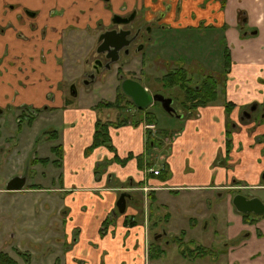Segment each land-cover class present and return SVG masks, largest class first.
<instances>
[{
  "label": "crops",
  "instance_id": "obj_1",
  "mask_svg": "<svg viewBox=\"0 0 264 264\" xmlns=\"http://www.w3.org/2000/svg\"><path fill=\"white\" fill-rule=\"evenodd\" d=\"M166 3L180 5L176 23L180 27L205 21L222 30L230 49V66L226 70V85L219 100L214 105L200 107L199 115L187 119L183 131L174 137L171 153L165 157L172 177L163 180L148 176L150 170L138 167L137 156L143 154L147 158L146 126L143 122L111 126L110 135L116 151L100 146L85 156V148L93 141L99 110L103 118H113H109V109L95 108L100 100L74 106L62 86L74 78L75 63L82 60L87 63L92 57H89L87 47V55L83 59L80 56L75 59L74 45H69V39L79 40L87 34L92 36L89 32H94L99 21L109 22L111 15L123 8L145 6L152 13ZM57 6H60L58 10L55 9ZM10 9H15V12L10 13ZM238 13L240 21L244 22L242 26L239 25ZM0 21V115H3L4 108L26 106L38 112L31 116L33 120L29 126L39 123L44 114L59 115L64 123L61 131L54 129L63 149L61 159L57 158L62 171L60 186L52 181L53 188L26 189L64 192L58 210H64L65 215L53 221L54 231L51 232L55 238L53 245L58 249L59 264H153L162 257L154 260L148 257L150 232L152 227L159 225L158 222L165 220L169 225L175 218L178 203L174 202L178 198L186 195L198 202L201 197L210 198V192L216 189L219 190L217 195L224 196L233 187L229 179L235 177L234 169L224 166L229 156L228 166L235 167L244 159V154L253 152L248 159H253L255 180L261 171L264 172V162H254L260 154L264 159V0H0ZM145 87L149 90L148 85ZM10 91L9 96L7 93ZM77 95L72 94L74 97ZM114 98L108 100L113 101ZM224 101L233 104L228 116ZM253 105H256V110L250 117L245 116L244 113ZM131 115L139 117L137 112H131ZM259 118L261 121L257 122ZM229 122L233 123L234 131L231 149L227 153ZM157 123V126L171 132L176 130L173 128L175 121L170 120L165 127L160 126L158 120ZM1 137L3 139L4 136ZM116 154L120 158L129 154L134 157L125 165L111 162L97 176L96 165L105 159H113ZM33 159L30 162L36 164ZM162 159L163 153L158 161ZM35 166L37 164L31 167ZM16 176H26L25 188L28 174ZM135 183H142L150 191L145 193ZM192 190L198 192V201L190 194ZM151 191L154 195L148 196ZM124 192L130 193L131 197L127 199L130 201H127L126 211L120 213L117 201ZM134 193L142 196V211L137 201L136 204L131 201L135 199ZM228 197L234 220L230 222L222 243L223 258L218 264H264V214L251 217L247 222L232 203L234 194ZM193 204L191 201L187 207L194 208L197 213L190 219V226L195 230L200 219L205 220L207 216L203 213L205 207L202 204ZM114 211L119 214L102 235L103 222L112 217L110 213ZM186 213L182 212V217ZM160 218L162 220L159 221ZM57 232L62 239L55 235ZM160 233L164 234L166 241V235L172 238L179 236L170 227L161 228ZM217 259L220 260L218 255L210 257L209 264Z\"/></svg>",
  "mask_w": 264,
  "mask_h": 264
},
{
  "label": "rangeland",
  "instance_id": "obj_2",
  "mask_svg": "<svg viewBox=\"0 0 264 264\" xmlns=\"http://www.w3.org/2000/svg\"><path fill=\"white\" fill-rule=\"evenodd\" d=\"M58 7L60 6H57L55 9L58 10ZM9 12H15V9H10ZM79 15H81V13ZM67 17L69 16H66V19H68ZM238 18L239 25H244V22L240 21L241 17L239 13ZM0 24L2 25L1 21ZM242 31H245V29H242ZM89 33L92 34V36L88 34L82 36L81 39H79L82 40L81 42L77 39L68 40L69 45H74L73 52H76L75 59H78L79 56L80 59H83L88 53L87 47L90 53L89 57L92 56L93 53L91 52L94 50V47L96 50L94 43L95 33L92 31ZM166 35L167 39L165 38L164 42L156 39L154 44L151 45L152 53L147 51L145 53V57H142V53L137 55L135 53L134 55L136 58H134L132 62L125 60L123 63L125 64L127 72H123L124 75H137L140 77L139 80L144 86L148 85L153 91L160 89L161 85H158V78L166 72L164 71L166 69H164L162 62L156 64V59L166 48L167 50L171 49L172 51L170 50L163 58H166L171 54H174L176 57L182 59H186L188 55H190L191 58H195L194 64L196 66L192 74H197L199 79H202L210 74L213 75L212 71L216 72L215 74L217 75L222 74L226 69L222 52H224V47L226 49L228 46L225 45L222 30L216 29L215 27H209L204 24V26H201L200 29L171 28L167 30ZM153 36L157 37V33H154ZM169 39L170 41H168ZM149 57H154L156 59L153 58L150 60L148 59ZM91 60L92 57L89 58L90 64ZM75 65L76 67L72 73L74 78L71 79V84L75 83L78 95L75 97L72 96L70 82L65 81L62 86L74 106L85 104L90 101L97 102L99 100L101 101L112 99V97L114 98L115 93L117 92L116 88L120 84V80L116 79L115 74L118 66L117 64L113 65L111 70L109 69L97 74L95 79L88 84L85 83L87 79L84 71L88 69L85 61L82 60L78 64L75 63ZM78 66H82V68ZM193 78L195 79V77ZM1 79L4 80L5 78L2 76ZM11 93L12 91L7 94L10 96ZM181 98L182 94L179 99L174 98V100L176 99V105H178L179 108V100ZM150 109L156 112L158 116L157 120L160 126L165 127L166 123L172 120L176 122L173 128L177 130L180 126H183L184 128V124L187 119L185 121L181 120L177 122V118L168 114L163 109L161 103L157 102L156 106H151L149 107V110ZM2 110H4V113L3 115H0V135L4 137L1 139L2 137L0 136V251L8 252L19 262V264H59V259L57 257L58 249L53 245L55 238L51 235V232L54 231L53 221L58 220V218L64 217L65 215L64 210H58L60 203L64 199V192H50L46 190L39 192V189H26L41 186L53 188L52 181L55 185L60 186L61 183L59 179L62 172L61 167L57 162L53 161L55 160V157L56 159L58 157L61 159L63 151L59 154V152L54 151L51 146L59 145V137H55L52 133L54 129L61 131L64 128L63 120L59 117V115H56L55 117L51 114H44V116L40 118L39 123L34 124V126H29V124H31L29 118L34 114H38V112L36 113L35 111H31V108L26 110L21 107L18 109H10L7 107ZM23 110L24 112H22ZM130 110L131 109L126 108H122L120 110L111 109L109 118H113L114 120H112L115 121L122 119L125 114L133 120H138L139 117L131 115V112L135 113L136 111ZM100 112L101 111L99 110L100 118L108 119L103 118L100 115ZM218 116L220 117L221 114ZM260 121L261 118H259L257 122ZM37 127L41 130L40 133H38ZM171 143L172 141L167 139L166 143L161 145L162 147L164 146L161 149L163 154L169 155L171 153ZM91 153L86 154L84 150L85 156H89ZM252 153L244 154V159L236 164L235 167H232L233 165L230 167V169H234L235 172V177L229 179V182L234 188L227 191L224 196H219V194L217 195L219 190L216 189L210 192V198L201 197L200 201H198V192L192 190L190 194H192L198 202L190 200V198L186 195L178 198L177 202H174V204L178 203V205L176 204L177 208H175L178 210V214L174 212V217L177 219L178 223H176L175 218H172L170 224L167 225L166 221L160 218L159 221H162L158 222L159 225H157V227H152L150 232V241L154 239V235L160 233L161 228L163 227H170L172 230L177 231L176 234H179V237H182V232L185 231L183 238L184 241L182 245L179 246L178 242H175L170 235H166V237L170 240L167 242L168 239L167 241L163 239L164 234L161 233L160 238L162 240V246H164L167 251L160 260L154 261L153 264H209L210 257L214 256L212 255L213 253H217L220 260L217 259L216 262H212L210 264H218V262L222 263V243L229 231L230 222L232 223L234 220H232L233 216L231 212L233 209H230L228 196L230 194L235 195L236 193H242L247 196H260L264 201V172L261 171L258 179L255 180V170L252 168L253 159H248ZM32 158L41 159L37 160V166L35 167H31L32 165H36L30 162ZM42 159H45V161H42ZM160 161L157 160L156 167L162 169L164 164L167 162L169 168L168 174L170 175L169 178H171L172 171L169 162ZM254 162L262 164L264 162L262 155L260 154L258 159H254ZM215 165L217 164L215 163ZM25 173L28 174V180L27 185L23 190L9 191L6 188L10 179L15 177L17 174ZM52 173L54 174L53 177ZM138 189H141L145 193L147 192V189L144 187ZM134 195L135 199L133 198L134 200L131 201L135 202V204L137 201V206L142 211L144 208V204L140 200L142 196L141 194L135 193ZM128 198L129 197H127V199ZM127 199L126 203L127 201H130ZM191 201H193L194 204H202V206L205 207L203 208V213L207 216L205 220L200 219L198 228L195 230H193L190 226V219L195 217L197 213L194 208L187 207V204ZM169 204L171 206L173 205L171 202ZM146 211L149 212L150 209L147 208ZM182 212H187L184 217H182ZM55 235L58 238L61 237V234L58 232ZM73 235L75 236V234ZM197 245H202L210 250L202 256L191 257L189 251L196 248ZM60 248L62 251L63 246L61 244ZM16 249H19L25 254H19ZM181 250H185L188 256L187 259L183 258ZM63 259L64 258H62V260Z\"/></svg>",
  "mask_w": 264,
  "mask_h": 264
},
{
  "label": "trees",
  "instance_id": "obj_3",
  "mask_svg": "<svg viewBox=\"0 0 264 264\" xmlns=\"http://www.w3.org/2000/svg\"><path fill=\"white\" fill-rule=\"evenodd\" d=\"M222 56L224 59L225 68H226L225 71H226L228 70L230 66L229 65L230 64L229 63L230 52L228 48L226 49L224 48V52H222ZM189 76H190L189 71L185 68H181L180 70L176 72L174 71L169 72L168 74H166L165 77L161 78V81L164 87H172L176 91V93L174 91L175 94L172 96L173 99L174 98L179 99L182 94V98L179 100L180 108H181L180 110L181 112L179 113H181L183 116L181 118L176 117L178 121H181V120L185 121L186 119L197 117L199 115L200 107L214 105L219 100V97L221 94L220 92L224 91V88L221 91L219 79L215 77L214 75H208L205 79L201 81L199 87L190 85L191 78ZM155 105L156 104H154L153 106ZM224 105H225V109H226L227 116H228L230 114L231 107H233V104L230 102L224 101ZM23 108H25L26 110L29 109L26 106H24ZM95 108H98V109L105 108L109 110L111 109L120 110L122 108L131 109L132 111H136L140 118L138 120H133L127 116H124L122 119L113 121L109 119H102L99 117L95 124L93 141L91 145H89L85 149L86 154L91 153L94 149L100 146H105L111 149L112 151H116L115 147L113 146L112 138L110 135L111 126H122V125H127V124L139 125L142 122L144 123L145 126L149 124L156 125L154 130L148 127L145 128L146 129L145 146H146L147 158L145 159L143 154L137 156L138 167L141 170H150V169L156 170L157 169L155 168L156 162L158 160V157L162 155L161 149L164 147V146L162 147L161 145L166 143L167 139H169L170 141H173L174 137L183 130V126H180L178 130L176 129L173 132L169 131L166 128H161L157 126L156 124L157 115L152 110H149V108L141 109V110L138 109L133 103V101L127 95L123 93L121 86L118 87L117 93L113 101L101 100L96 104ZM22 112H24V110ZM32 120H33V117H30L29 121L31 122ZM232 126H233V123L229 122L227 126V132H226L227 133V141H226L227 153L231 149V143H232L231 134L234 131ZM53 135L58 136V133L56 131H53ZM52 149L54 151H58L59 154H61L63 150L61 144L52 147ZM166 156L167 154L166 155L163 154L164 159H162L160 162H166V159H165ZM132 157L134 156L132 154H129L125 158H120L116 154L114 158L111 160L105 159L104 161L99 162L95 167V173L97 176L101 175L102 172L105 171V169L111 162H118L122 165H125ZM37 160H41V159L35 158L33 161L37 162ZM42 161H45V159H42ZM53 162L58 163L59 160L55 159ZM227 163L228 161H224V166L230 168ZM167 168H168V164L166 162V164H164L162 169L159 168L158 175H156L154 171H151L148 173V176L154 175L155 177H160L163 180H167L170 176L168 174L169 168L168 170ZM141 184L142 183H135V185L139 187L143 186V184L142 185ZM37 188H40V187H37ZM153 193L154 192L151 191L150 193H148V196H150ZM122 194H126L127 197H131L130 193L124 192ZM117 214H119L118 211H114L113 213H110L112 217H107L106 220L103 222V226L101 228L102 235H105L106 233L105 229L107 230L110 223L114 222L115 216ZM250 216H253L254 218L259 217L258 215H254V214H243V217L245 218V220L251 218ZM131 223L134 224L135 222L131 221ZM182 234H183L182 237L176 236L173 238L175 242H178L179 246H181L184 241L183 240L184 232H182ZM160 242H161L160 237L157 239L154 238L150 242L149 248H148V257L150 260L159 259L165 254L166 248L162 246ZM209 250H210L209 248H205L202 245H197L196 248L191 249L189 252H190L191 257H196V256L204 255L205 253L209 252ZM16 251L21 255L25 254V253H22L19 249H16ZM181 254L185 258L188 257L185 250L184 251L181 250ZM213 254L217 255V253H213ZM0 264H19V262L13 256H11L8 252L0 251Z\"/></svg>",
  "mask_w": 264,
  "mask_h": 264
},
{
  "label": "flooded vegetation",
  "instance_id": "obj_4",
  "mask_svg": "<svg viewBox=\"0 0 264 264\" xmlns=\"http://www.w3.org/2000/svg\"><path fill=\"white\" fill-rule=\"evenodd\" d=\"M180 11H181V7L178 3L176 4L166 3L161 9L155 12H152V13L150 9L145 6H140V7L137 6V7H132L131 9H127V10L126 8H123L119 13L114 12L110 17L109 22L107 23H104L103 20L99 21L95 27L96 32L94 31L95 33L94 43L96 46V50L94 47V50L92 51L93 53L92 60L90 61L91 64L89 63V59H88L86 63L88 69L84 71V74H86V79H87L85 83L88 84L91 81H93L97 74L107 71L109 69L111 70L113 68V65L115 64L118 65L116 68V72H115L116 79L120 80L119 82L120 84L118 85V87L121 86V83L123 79L125 78H133L140 82L139 80L140 77H138L137 75H128V76L124 75L123 72H127L125 68V64L123 63L125 60L127 61L129 60V62H132L134 58H136V56L134 55L135 53L136 55L142 53V57L143 56L145 57V53L147 51L152 53L151 45L154 44L156 39H158L161 42H164L165 38L167 39L166 32L168 29H171V28L172 29H185V28L200 29V27L204 26V24L208 25L209 27H215L212 24L205 23V21H201L200 24H196V25L195 24L187 25V27L185 28L180 27L179 25L176 24L178 23V20H179L178 13ZM128 31H130V33L127 34V40H124L122 34ZM107 32L114 33L110 36V40L108 37L109 41H112L116 45H120L122 43L126 44L125 46L119 49L118 54H117L118 60L116 62H112V57L116 56L114 52L110 50L98 52V49L103 42V40L100 41L99 38L102 34H105ZM154 33H157V37L153 36ZM168 41H170V39ZM225 45H226V41H225ZM170 50H167V48L163 50L162 54L159 55L157 59L154 57L148 58L150 60L153 58L156 59L158 61V62L156 61V64L162 62L164 69H166L164 70L166 72L163 73V75L158 78V85H161L162 89L160 88V89L153 91L149 88V91H151L152 93H161V94L165 92L163 94L164 96L172 98L175 90L172 87H164L161 81V78L165 77L166 74H168L169 72H172V71L176 72L180 70L181 68L187 69L189 71V75H190L189 77L191 78L190 85L197 86V87H199L201 81L205 79L207 76L202 79H199L197 74L195 75L192 74V72H194L195 70L196 65L194 64L195 58H191L190 55H188L186 59L176 57L174 54H171L170 56L163 58L165 57V54H167ZM212 73L215 77L219 79L221 91L223 88L225 89V85H226L225 75H227L226 71L224 70L222 74H218V75L215 74L214 72ZM193 77H195V79ZM71 83L72 81L70 82V84ZM118 87L116 89H118ZM71 93L73 95L78 93L75 83L71 84ZM176 104H177L176 100H173L172 105L178 111L181 110V108H179V106ZM248 112L252 114L251 108L248 110ZM160 235L161 233H158L154 235L153 237L157 239L160 237Z\"/></svg>",
  "mask_w": 264,
  "mask_h": 264
},
{
  "label": "water",
  "instance_id": "obj_5",
  "mask_svg": "<svg viewBox=\"0 0 264 264\" xmlns=\"http://www.w3.org/2000/svg\"><path fill=\"white\" fill-rule=\"evenodd\" d=\"M130 31L124 32L123 39L127 40V34ZM114 34L113 32H107L102 34L99 38L100 41L103 40L100 45L98 52H102L105 50H110L115 53L116 56L112 57V62H116L118 60V51L120 48L125 46V43L120 45H116L110 40V36ZM109 37V40H108ZM109 66V65H108ZM122 91L125 95H127L135 104L138 109H146L156 102H160L163 109L170 114L175 115L177 118H181L182 114L177 112V109L172 105L173 99L171 97H166L161 93H152L149 91L141 82L133 78H125L121 83ZM256 109V105L251 107V111ZM247 117H250V112H245ZM264 178V175H263ZM26 183V176H15L8 181L7 189L9 191L21 190L24 188ZM126 194H121L117 201V208L119 212L124 213L126 211ZM232 203L237 209V211L243 214H255V215H263L264 214V201L259 197H248L244 194L238 193L234 195L232 199ZM157 238V236H156Z\"/></svg>",
  "mask_w": 264,
  "mask_h": 264
},
{
  "label": "built area",
  "instance_id": "obj_6",
  "mask_svg": "<svg viewBox=\"0 0 264 264\" xmlns=\"http://www.w3.org/2000/svg\"><path fill=\"white\" fill-rule=\"evenodd\" d=\"M147 127L150 128V129H155V125L154 124H149V125H147ZM154 173L155 174H159V170H154Z\"/></svg>",
  "mask_w": 264,
  "mask_h": 264
}]
</instances>
